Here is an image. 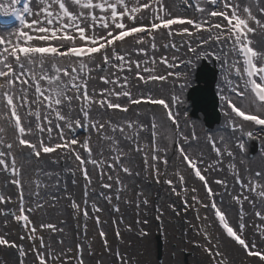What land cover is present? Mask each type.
I'll use <instances>...</instances> for the list:
<instances>
[{"label": "snow or ice", "instance_id": "1", "mask_svg": "<svg viewBox=\"0 0 264 264\" xmlns=\"http://www.w3.org/2000/svg\"><path fill=\"white\" fill-rule=\"evenodd\" d=\"M21 3L0 4L20 25L0 32V218L19 228L0 231V251L12 264H85L94 254L87 222L101 225L102 202L120 212L125 177L141 176L129 167L134 156L176 198L172 212L181 215L179 204L194 213L202 238L194 247L207 264H233L229 249L240 264H264V167L245 159L256 141L264 160V46L253 38L264 35V0ZM202 61L223 78L215 94L224 124L205 134L208 151L194 152L199 125L184 93ZM142 195L137 208L149 204ZM62 199L84 222L83 240L66 248L51 242L64 228L35 219ZM98 235L127 264L102 228Z\"/></svg>", "mask_w": 264, "mask_h": 264}, {"label": "rangeland", "instance_id": "2", "mask_svg": "<svg viewBox=\"0 0 264 264\" xmlns=\"http://www.w3.org/2000/svg\"><path fill=\"white\" fill-rule=\"evenodd\" d=\"M210 66H213L217 69V80L215 83V91L216 84L220 82L221 75L218 72V67L214 65L212 62L207 61ZM200 65V64H199ZM198 65V66H199ZM195 72V71H194ZM194 85V73L191 74L190 82L188 87L185 89L184 107L187 109L188 113L190 110L189 101L186 100V92L190 86ZM220 112V110H219ZM193 121H197L199 127L197 128V132L201 137V141L199 144H193V151L198 152L201 150V143L204 141L203 138L207 132H217L218 129L221 128L222 119L218 125H215L212 129H204V124L202 121V116L200 115L199 120L190 118ZM227 136L228 133L224 132ZM254 141H251L248 147V154L245 158H254L255 155L259 152L260 145L257 143V150L251 155V149L253 148ZM198 148V149H197ZM129 167L133 169V171H141V176L136 177L135 175L132 177H125V183L128 186L127 194L132 201L130 203L131 209L133 210V216L129 217V225L132 230L139 229L141 225L136 223V220L141 217L142 226L146 225V228L149 227V230L146 232L147 235H143L144 238L147 239V242L150 244L151 252L146 254L144 250L140 253L138 249H133L132 261L134 264H199L196 258L195 250L198 249L194 247V236L192 234V226L185 221L188 220V216L190 217L191 211L188 213H184L182 209H180L179 204H177L178 210L181 211V215L177 216L174 212H172L171 208H169V204L174 203L176 198L170 193L168 187L163 184H156L150 177H146V175L142 172V158L139 156H134L133 159L129 162ZM123 176V174H122ZM70 184V180H69ZM0 187H2V180L0 183ZM11 187V186H10ZM71 187V185H70ZM9 189V188H8ZM75 191V189H74ZM142 192L143 195L140 197L142 201L145 197L149 200L148 205L140 204V207L136 206V193ZM80 190V196H81ZM70 204L67 200H60L55 207L46 208L44 212L39 213L35 219L36 222H40L41 220H46L52 223H56L58 227L64 228L63 234H53L51 242L54 247H64L59 245V241L63 239L67 241L68 246L71 245L72 239L75 241L78 239V235L81 232L79 231V226L74 221V217H71V209L68 206ZM157 208H159L160 212H157ZM108 209L111 214L114 212L111 210V206H108ZM163 213L161 218L158 220L156 217ZM229 214H233V210H229ZM10 219V218H9ZM147 220V224H144L143 221ZM1 231V224H0ZM159 234L163 241V251L161 262L158 263L155 256V235ZM188 235H191L188 237ZM72 237V238H71ZM131 247V245H128ZM7 255L13 260V254L9 253L8 250ZM103 264H108V258L105 257Z\"/></svg>", "mask_w": 264, "mask_h": 264}, {"label": "bare ground", "instance_id": "3", "mask_svg": "<svg viewBox=\"0 0 264 264\" xmlns=\"http://www.w3.org/2000/svg\"><path fill=\"white\" fill-rule=\"evenodd\" d=\"M0 4H3L5 7H7L8 0H0ZM2 16L3 15H0V17H2ZM18 28L19 27H17V26H15V27L14 26L0 27V32H9V31H12V30L18 29ZM253 38L256 41L257 47L264 46V35L257 34ZM220 82L221 83L223 82L222 76L220 77ZM221 119H222L221 124L223 125L224 124V117L222 116V114H221ZM201 149L208 151V149L204 145V141L201 143ZM237 152H238V150H237ZM212 155L214 156V154H212ZM245 159L248 161V163L250 164V166L253 169L264 167V160L260 159V152H258L255 155V157L252 159L251 158H245ZM226 173H227V169H225L224 173H218L217 176L218 177L223 176ZM229 179H231V178L229 177ZM0 183H1V180H0ZM6 191H8L14 195V189H12L10 186H9V189H6ZM75 192H76V198L79 202L80 189H75ZM124 197H126L130 200L127 192L123 193L122 201L119 205L120 206V212L119 213L114 212V214H111L109 209H108L109 205H107L106 202L101 203V206L103 207V212L100 214L102 223L99 227L95 224L94 220L90 219L87 222V225H88V241L87 242H91L92 247L94 249V254L92 256H88L87 253H85V257H84L85 258V264H103L105 257L108 258V264H119V261L117 260V258L114 255H109L105 251V249L102 245L101 239L98 235V232L101 228L107 233V237H108V239L112 245V249L115 250L116 248H119L121 254H123L124 256L127 257V264H134L133 261L131 260L132 255H133V249H138L140 253L143 250L146 254H149L151 252L150 244L147 242V239L144 238L143 235H141V231L147 232L149 230V227L146 228V225L142 226L141 217L136 220V223H137V221H140V223H138V224L141 225V227L139 229L128 231V228L130 227L129 217L133 216L134 212L131 209L130 203H124L123 202ZM68 206H69V204H68ZM232 210H233V214H234L235 210L234 209H232ZM90 215H91V213H90ZM71 217H73L72 210H71V214H70V219H71ZM121 220L123 221L122 223L120 222ZM74 221L78 225L76 218H74ZM188 221H191V223H188V225L190 224L193 228L192 234L194 236V241L195 242H201L202 238L197 235L196 228L194 227L195 225H198L199 222L195 220V215L192 211H191L190 217L188 216ZM0 224H1V231H5V230L12 231V232L19 231L18 225H16L15 223H10L8 225V227L5 228L2 218H0ZM78 226H79V231L81 232V235H80V233L78 235V239L83 240V238H84L83 237V227H84L83 220H80ZM117 229H119V231L121 233L120 239H117L115 236V232ZM45 235L47 237V234H45ZM190 236L191 235H188V237H190ZM74 242H75V239H72L71 245H73ZM129 244L131 245V247L128 246ZM67 246H68V243H67V241H65L64 247L66 248ZM195 252H196V258H197L199 264H207V256L203 252V250L198 248L195 250ZM229 255L231 256L233 264H240V261L242 259V256L240 253L229 249ZM0 257H4L5 259L8 260L9 264H12V260L7 255L6 250L0 251Z\"/></svg>", "mask_w": 264, "mask_h": 264}, {"label": "water", "instance_id": "4", "mask_svg": "<svg viewBox=\"0 0 264 264\" xmlns=\"http://www.w3.org/2000/svg\"><path fill=\"white\" fill-rule=\"evenodd\" d=\"M216 80L217 69L210 66L208 62L202 61L195 70V85L191 86L186 93V99L190 102V117L199 119L201 114L205 130L212 129L220 123L218 100L215 94ZM256 150L257 144H253L251 155ZM162 245L160 236L156 235L155 253L158 262L161 261Z\"/></svg>", "mask_w": 264, "mask_h": 264}]
</instances>
